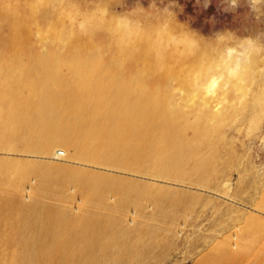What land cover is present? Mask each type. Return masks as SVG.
Masks as SVG:
<instances>
[{"label":"bare ground","instance_id":"1","mask_svg":"<svg viewBox=\"0 0 264 264\" xmlns=\"http://www.w3.org/2000/svg\"><path fill=\"white\" fill-rule=\"evenodd\" d=\"M35 14L34 8L12 15L0 12L1 150L21 145L48 152L55 144L74 145L80 158H103L143 175L182 179L192 174L199 183L206 180L218 150L212 132L203 114L191 121L193 112L177 105L170 93L174 83L185 91L195 89L198 71L208 75L198 50L151 24L137 32L104 14L89 13L81 21L65 8L44 10L40 18ZM35 28L47 29L48 47L69 53L44 58L17 53L34 45ZM105 48L119 52L93 64ZM127 56L130 66L117 61ZM36 140L43 143L33 144ZM30 173L39 176L41 194L58 198L65 187L77 185L92 207L101 206L108 192L120 195L117 210L149 196L133 182L0 160V225L6 227L0 230V264H123L136 252L128 233L113 231L104 215L84 213L72 219L60 207L19 203V185ZM262 236L264 222L250 219L238 250L221 243L199 264H243L249 259L264 264V248L254 253Z\"/></svg>","mask_w":264,"mask_h":264},{"label":"rangeland","instance_id":"2","mask_svg":"<svg viewBox=\"0 0 264 264\" xmlns=\"http://www.w3.org/2000/svg\"><path fill=\"white\" fill-rule=\"evenodd\" d=\"M30 8L36 10V18L44 10L57 8L73 10L77 21L89 13L104 14L113 23L137 32L151 24L172 40L193 46L205 57L208 75L203 77L198 71L193 76L195 89L185 91L174 83L170 93L177 105L193 112L191 121L203 114L218 150L210 175L199 183L197 175L182 179L152 177L110 165L103 158H80L74 145L55 144L48 152L21 145L12 151L0 149L2 161L56 166L133 182L149 195L117 210L121 197L108 192L101 206L92 207L77 185L65 187L62 197L41 194L39 176L30 173L19 185L18 202L28 206L39 201L44 206L60 207L72 219L84 213L104 215L111 220L113 231L127 232L128 241L137 246L123 264H199L221 243L238 250L248 220L264 222V0H0L1 13H24ZM46 34V28H35L34 45L16 52L40 58L69 53L67 48L48 47ZM117 50L105 48L103 57L93 64L104 63ZM117 61L132 64L129 56ZM39 143L43 141H33ZM210 149L205 148L202 157H209ZM5 229L0 225V230ZM261 248L264 240L254 253ZM243 264H252V260Z\"/></svg>","mask_w":264,"mask_h":264}]
</instances>
